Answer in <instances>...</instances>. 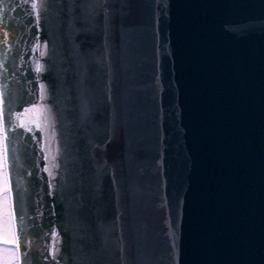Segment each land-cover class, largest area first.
I'll return each instance as SVG.
<instances>
[{
	"label": "water",
	"instance_id": "95a60500",
	"mask_svg": "<svg viewBox=\"0 0 264 264\" xmlns=\"http://www.w3.org/2000/svg\"><path fill=\"white\" fill-rule=\"evenodd\" d=\"M0 88L26 264H264V0H0Z\"/></svg>",
	"mask_w": 264,
	"mask_h": 264
},
{
	"label": "rangeland",
	"instance_id": "374dc122",
	"mask_svg": "<svg viewBox=\"0 0 264 264\" xmlns=\"http://www.w3.org/2000/svg\"><path fill=\"white\" fill-rule=\"evenodd\" d=\"M2 152H1V133H0V234L5 236H11L15 238L13 235V231L11 229L10 218V209L8 206L7 192L4 190L5 185L4 181L7 179L4 174V168L2 164ZM17 248L8 247V246H0V264H18L17 261Z\"/></svg>",
	"mask_w": 264,
	"mask_h": 264
},
{
	"label": "snow or ice",
	"instance_id": "6c2138e0",
	"mask_svg": "<svg viewBox=\"0 0 264 264\" xmlns=\"http://www.w3.org/2000/svg\"><path fill=\"white\" fill-rule=\"evenodd\" d=\"M33 8H37V4L34 2L33 3ZM39 15V13H37ZM78 31V29H77ZM46 47V46H45ZM47 71V69L41 65L40 67L37 68V72H45ZM45 85L44 84H41V89H45ZM48 111L51 112V107L48 108ZM5 140H7V136L5 135L4 137ZM4 185H5V188L4 190L7 192V191H11V188L9 186V182L8 180L6 179L4 181ZM11 215V213H9ZM51 235L55 238H60L61 241L63 240L62 236H61V233L60 232H52ZM0 246H8V247H13V248H18L21 250V259L20 261L18 262V264H26V261L23 257V250L24 248L26 247L25 243L22 242L19 237H11V236H5V235H2L0 234ZM52 256H53V259L55 260L56 258V255H57V252H56V247H55V239L53 240V245H52V252H51Z\"/></svg>",
	"mask_w": 264,
	"mask_h": 264
}]
</instances>
